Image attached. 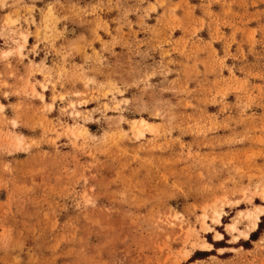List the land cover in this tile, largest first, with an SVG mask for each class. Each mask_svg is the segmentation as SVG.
I'll return each mask as SVG.
<instances>
[{
	"label": "rangeland",
	"instance_id": "obj_1",
	"mask_svg": "<svg viewBox=\"0 0 264 264\" xmlns=\"http://www.w3.org/2000/svg\"><path fill=\"white\" fill-rule=\"evenodd\" d=\"M0 264H264V0H0Z\"/></svg>",
	"mask_w": 264,
	"mask_h": 264
},
{
	"label": "bare ground",
	"instance_id": "obj_2",
	"mask_svg": "<svg viewBox=\"0 0 264 264\" xmlns=\"http://www.w3.org/2000/svg\"><path fill=\"white\" fill-rule=\"evenodd\" d=\"M256 227V226H255Z\"/></svg>",
	"mask_w": 264,
	"mask_h": 264
}]
</instances>
